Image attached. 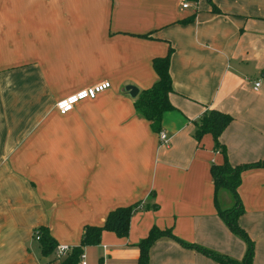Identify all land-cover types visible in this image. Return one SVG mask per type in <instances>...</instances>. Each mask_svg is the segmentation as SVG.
Here are the masks:
<instances>
[{
	"label": "crops",
	"instance_id": "0c3cea01",
	"mask_svg": "<svg viewBox=\"0 0 264 264\" xmlns=\"http://www.w3.org/2000/svg\"><path fill=\"white\" fill-rule=\"evenodd\" d=\"M188 3L0 0V264H81L74 248L85 264H137L136 244L151 227L243 256L245 243L214 206L231 207L233 197L215 191L209 167L264 159V0ZM168 47L172 107L161 115V143L123 86L150 87L152 59ZM103 80L95 97L55 109ZM209 109L231 116L218 136L223 153L210 134L193 137ZM236 192L251 264H264V166L243 170ZM134 202L125 235L103 229L97 243L79 245L85 226ZM40 228L69 252L41 251ZM148 264L219 263L162 236Z\"/></svg>",
	"mask_w": 264,
	"mask_h": 264
},
{
	"label": "trees",
	"instance_id": "16d2710c",
	"mask_svg": "<svg viewBox=\"0 0 264 264\" xmlns=\"http://www.w3.org/2000/svg\"><path fill=\"white\" fill-rule=\"evenodd\" d=\"M213 11H217L215 6H212ZM172 48L168 47L164 56L154 57L152 59V68L156 73V80L150 87L138 90L137 95L133 98V106L139 114L149 122L152 130L159 131L160 119L163 112L169 110L172 105L169 102L168 95L173 91L171 79L168 72L169 56ZM231 120V116L220 110L209 109L204 111L194 122L193 137L198 142L200 137L208 133L211 135L215 148L224 152L223 146L218 141V136L221 131ZM263 167L264 159L230 165L226 160L221 164H211L209 167L212 183L215 191L218 188H225L233 197V205L228 208H219L216 200L214 206L217 215L227 225L228 229L238 236L245 243V251L240 259L229 257L225 254L204 248L195 243H189L175 237L169 230L158 229L151 227L146 236L140 239L136 246L138 248L137 264H148V251L151 244L159 237H169L183 246L197 249L203 254L210 257L213 261L219 264H251L252 259V242L246 235L245 231L237 224V216L241 212V205L237 196L236 188L240 181V174L243 170L250 167ZM138 202L126 206L115 207L110 210L103 223L99 226H85L80 238V246L86 244H94L99 240L101 230H110L119 236H123L127 232L128 220L131 213L137 207ZM38 241L41 251H51L55 245L48 232L42 228L38 229ZM73 258H79L80 252L74 248Z\"/></svg>",
	"mask_w": 264,
	"mask_h": 264
},
{
	"label": "built area",
	"instance_id": "2783aa9c",
	"mask_svg": "<svg viewBox=\"0 0 264 264\" xmlns=\"http://www.w3.org/2000/svg\"><path fill=\"white\" fill-rule=\"evenodd\" d=\"M189 5L188 0H180V6L181 8H185ZM109 86L108 81L103 80L98 83H95L89 87H86L84 89L78 90L66 97L60 98L54 103V107L57 110L58 113L63 114L68 112L72 109L73 105L77 103L79 100L87 99V98H93L95 95L102 90L106 89ZM259 86V81L254 80L252 82V88L256 89ZM157 135L159 138V141L161 143L167 142L165 133L162 130L157 131ZM35 238L38 239V231L34 232ZM70 250V247L66 244H57L54 247L53 254L55 258H60L67 254ZM80 263L85 264L84 256L82 253L79 255ZM98 264H106L104 262H99Z\"/></svg>",
	"mask_w": 264,
	"mask_h": 264
},
{
	"label": "water",
	"instance_id": "95a60500",
	"mask_svg": "<svg viewBox=\"0 0 264 264\" xmlns=\"http://www.w3.org/2000/svg\"><path fill=\"white\" fill-rule=\"evenodd\" d=\"M262 76H264V74H262ZM123 91H125L130 98H134L138 93L137 87L132 84H125L123 86Z\"/></svg>",
	"mask_w": 264,
	"mask_h": 264
}]
</instances>
